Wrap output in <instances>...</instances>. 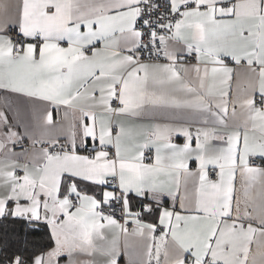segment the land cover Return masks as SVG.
Listing matches in <instances>:
<instances>
[{
  "label": "snow or ice",
  "instance_id": "6c2138e0",
  "mask_svg": "<svg viewBox=\"0 0 264 264\" xmlns=\"http://www.w3.org/2000/svg\"><path fill=\"white\" fill-rule=\"evenodd\" d=\"M0 92V264H264V0H0Z\"/></svg>",
  "mask_w": 264,
  "mask_h": 264
},
{
  "label": "crops",
  "instance_id": "0c3cea01",
  "mask_svg": "<svg viewBox=\"0 0 264 264\" xmlns=\"http://www.w3.org/2000/svg\"><path fill=\"white\" fill-rule=\"evenodd\" d=\"M4 2L7 3H14L15 0H4ZM163 63V62H161ZM191 63V62H189ZM193 74L190 72L189 76L191 77ZM250 78V74L247 72V70L241 66L237 68V80L240 85V89L242 90L244 83ZM242 94V92H241ZM5 94L3 92H0V98H2ZM8 99L13 108L19 107L21 111L22 118L25 123H27L30 133L35 138H42L45 136V134L48 135H63L67 132L69 127V120H64L62 118V112L57 114L53 113V119L56 122L54 126L46 127L42 124V117L46 109V105L43 103L34 104L31 107L35 110L36 113V119L33 120L31 112L29 111V103L26 99L21 98L17 96L16 94H8ZM3 101L0 99V108H3ZM13 113L10 111L9 115L11 116ZM21 131L23 129H20ZM21 150H16L17 153H19ZM81 260L88 259L87 257H81Z\"/></svg>",
  "mask_w": 264,
  "mask_h": 264
},
{
  "label": "trees",
  "instance_id": "16d2710c",
  "mask_svg": "<svg viewBox=\"0 0 264 264\" xmlns=\"http://www.w3.org/2000/svg\"><path fill=\"white\" fill-rule=\"evenodd\" d=\"M50 233L46 227L37 230L22 228L19 223L0 222V253L7 250V254L24 252L26 256L39 254L51 244ZM3 256L0 255V260Z\"/></svg>",
  "mask_w": 264,
  "mask_h": 264
},
{
  "label": "built area",
  "instance_id": "2783aa9c",
  "mask_svg": "<svg viewBox=\"0 0 264 264\" xmlns=\"http://www.w3.org/2000/svg\"><path fill=\"white\" fill-rule=\"evenodd\" d=\"M164 2V0H161V3H163ZM162 11H163V9H162ZM159 62H164L163 60H161V61H159ZM189 62H191V63H195V61L194 60H192V61H189ZM25 144H26V146H27V144H28V141H25ZM16 150H21V149H19V148H17Z\"/></svg>",
  "mask_w": 264,
  "mask_h": 264
}]
</instances>
